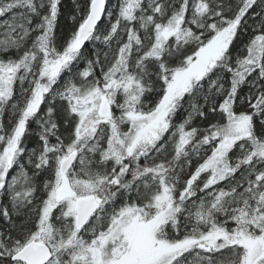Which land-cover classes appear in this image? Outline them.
Instances as JSON below:
<instances>
[{
    "label": "snow or ice",
    "instance_id": "obj_1",
    "mask_svg": "<svg viewBox=\"0 0 264 264\" xmlns=\"http://www.w3.org/2000/svg\"><path fill=\"white\" fill-rule=\"evenodd\" d=\"M70 3L0 0V264H264V0Z\"/></svg>",
    "mask_w": 264,
    "mask_h": 264
},
{
    "label": "trees",
    "instance_id": "obj_2",
    "mask_svg": "<svg viewBox=\"0 0 264 264\" xmlns=\"http://www.w3.org/2000/svg\"><path fill=\"white\" fill-rule=\"evenodd\" d=\"M64 6H65V10L70 9V7H71L70 0H64ZM34 141H35V138L32 137V142H34Z\"/></svg>",
    "mask_w": 264,
    "mask_h": 264
}]
</instances>
